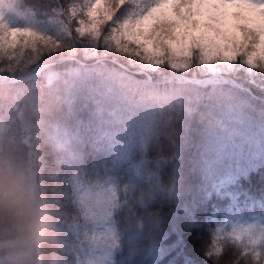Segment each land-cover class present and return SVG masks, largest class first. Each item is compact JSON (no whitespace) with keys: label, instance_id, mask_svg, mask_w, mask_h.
<instances>
[{"label":"trees","instance_id":"16d2710c","mask_svg":"<svg viewBox=\"0 0 264 264\" xmlns=\"http://www.w3.org/2000/svg\"><path fill=\"white\" fill-rule=\"evenodd\" d=\"M14 2L64 35L39 60L23 44L0 52V151L20 164L52 225L37 247L0 225V264H234L230 223L264 221V104L231 84L193 82L208 74L146 78L128 58L64 48L75 27L68 6L82 0ZM217 226L225 233L210 258Z\"/></svg>","mask_w":264,"mask_h":264},{"label":"snow or ice","instance_id":"6c2138e0","mask_svg":"<svg viewBox=\"0 0 264 264\" xmlns=\"http://www.w3.org/2000/svg\"><path fill=\"white\" fill-rule=\"evenodd\" d=\"M127 3L129 0H82L69 4L68 23L75 19V27L66 33L69 42L63 47L75 50L80 44L86 57L110 58L113 64L119 57L128 58L129 67L146 78L159 73L186 84L185 75L208 74L211 79L193 82L231 84L236 93L264 104V95H255L264 94V0H132L133 7L118 17ZM72 31L78 39H73ZM17 44L30 47L36 60L61 48L59 38L53 41L27 30L24 40L18 36L3 39L0 52ZM14 56L12 52L7 58ZM164 68L171 71L166 73ZM237 73L242 74L243 83L224 79ZM194 91L192 101L199 102V91ZM230 224L226 235L236 250L234 264H264V221ZM222 232L225 229L217 226L210 236L206 253L210 258L213 251H220L215 245Z\"/></svg>","mask_w":264,"mask_h":264},{"label":"clouds","instance_id":"9594fccd","mask_svg":"<svg viewBox=\"0 0 264 264\" xmlns=\"http://www.w3.org/2000/svg\"><path fill=\"white\" fill-rule=\"evenodd\" d=\"M5 223L32 247L48 239L52 227L20 164L12 154L0 151V225Z\"/></svg>","mask_w":264,"mask_h":264},{"label":"rangeland","instance_id":"374dc122","mask_svg":"<svg viewBox=\"0 0 264 264\" xmlns=\"http://www.w3.org/2000/svg\"><path fill=\"white\" fill-rule=\"evenodd\" d=\"M59 25H46L39 22L32 14L19 10L15 6L14 0H0V33L4 34V36L0 37V43H2L3 39H11L17 36H24L26 39L27 30H33L51 38L59 37L63 34V28ZM111 199V196H103L101 197V202H109ZM102 217L105 219V216ZM227 219L229 218L226 217ZM104 232L113 233L109 228L104 229Z\"/></svg>","mask_w":264,"mask_h":264},{"label":"water","instance_id":"95a60500","mask_svg":"<svg viewBox=\"0 0 264 264\" xmlns=\"http://www.w3.org/2000/svg\"><path fill=\"white\" fill-rule=\"evenodd\" d=\"M208 79H210V78H208Z\"/></svg>","mask_w":264,"mask_h":264}]
</instances>
